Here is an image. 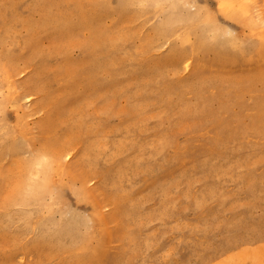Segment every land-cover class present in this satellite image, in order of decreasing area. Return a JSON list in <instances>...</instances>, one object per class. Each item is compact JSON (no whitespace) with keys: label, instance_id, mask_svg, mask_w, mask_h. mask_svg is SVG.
Listing matches in <instances>:
<instances>
[{"label":"rangeland","instance_id":"rangeland-1","mask_svg":"<svg viewBox=\"0 0 264 264\" xmlns=\"http://www.w3.org/2000/svg\"><path fill=\"white\" fill-rule=\"evenodd\" d=\"M0 264H264V0H0Z\"/></svg>","mask_w":264,"mask_h":264},{"label":"bare ground","instance_id":"bare-ground-1","mask_svg":"<svg viewBox=\"0 0 264 264\" xmlns=\"http://www.w3.org/2000/svg\"><path fill=\"white\" fill-rule=\"evenodd\" d=\"M45 98H46V100H49L50 95H47ZM62 143H63V142H62ZM62 143H61V144H62ZM51 146L54 147L53 145H51ZM51 146H50V147H51ZM61 148H62V147H61ZM46 152H48V151H46Z\"/></svg>","mask_w":264,"mask_h":264}]
</instances>
